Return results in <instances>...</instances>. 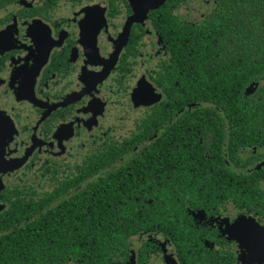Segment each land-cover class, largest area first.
I'll return each mask as SVG.
<instances>
[{
    "label": "flooded vegetation",
    "instance_id": "obj_1",
    "mask_svg": "<svg viewBox=\"0 0 264 264\" xmlns=\"http://www.w3.org/2000/svg\"><path fill=\"white\" fill-rule=\"evenodd\" d=\"M168 1L134 20L131 0H0V264H264V57L230 61L258 68L217 108L186 69L217 0ZM162 133L161 171L121 170Z\"/></svg>",
    "mask_w": 264,
    "mask_h": 264
},
{
    "label": "trees",
    "instance_id": "obj_2",
    "mask_svg": "<svg viewBox=\"0 0 264 264\" xmlns=\"http://www.w3.org/2000/svg\"><path fill=\"white\" fill-rule=\"evenodd\" d=\"M177 5H179V0H169L160 11H172L173 7H176ZM217 6L218 9L216 17H207L199 24H186L187 35L190 37L188 44L191 45V48H193L191 51L188 50V52H191L192 55L190 64L186 65V69L193 74L194 71H198L197 74H199L202 84L208 86H217L218 95L213 100L217 104V108H221L228 112V109L234 107V105L229 102L227 94L232 92L231 88L233 86H235V88L237 87V79L233 73H237L238 79L244 83L248 81L247 79L249 78V72L257 69L258 67L255 66L254 69L250 68L247 71L246 68L241 70H231L227 69L226 66L230 65V61H236L238 59L237 57H241L242 54H244V57L250 58L256 56V59H262V57H264L263 50L258 51L256 46L250 45L253 42L257 43L256 39L258 34L246 32L248 28V20H250L251 23H254L255 27H257L258 22L264 18V0H217ZM164 20L165 18L162 17V20L158 25L160 30L164 28ZM234 27L236 28L234 29ZM235 54H237V56ZM198 59L212 60V66L209 67L208 65H201L198 67ZM209 70L216 75V82H210L206 80V78H209V76H205V72ZM195 77H197V75ZM209 98L210 97H207V100H209ZM195 100H198L199 102H203L204 100L206 101L205 97ZM196 106H200V104H197ZM152 117L153 118H150L143 123L142 130H140L137 134V139H145L144 137L148 135V132H150L151 124L154 123L156 127H158L164 120L163 114L155 113L152 115ZM175 125L176 124L172 126ZM154 140V144L148 145L147 148L143 150V152L136 154L143 156V158L137 162L131 161L128 165L132 168L124 169L123 167L121 170L131 171L134 174L140 172L148 174L156 172L155 169L161 171L160 166L162 165V160H153L152 162L149 156L163 155V133ZM175 172H178V169L175 170ZM159 180L163 181L165 178L160 177ZM115 181V177L107 178V188H115ZM98 187L99 186L96 184L94 186L95 190H97ZM92 197L93 195L90 193L89 198ZM99 197L100 194L97 192L95 195L97 201L93 203L90 199V204H96V206L91 208V211H93L95 215L94 218L92 216L89 217V222L93 220L95 223V221L98 219L97 213L99 211ZM91 232L93 233L95 240V243H90V246L93 245V250L110 251L108 248L104 249L103 243L108 241L106 237L103 238L101 228L98 225H94V228L91 226ZM112 243V241L110 243H106V247H108L109 244L112 245Z\"/></svg>",
    "mask_w": 264,
    "mask_h": 264
},
{
    "label": "water",
    "instance_id": "obj_3",
    "mask_svg": "<svg viewBox=\"0 0 264 264\" xmlns=\"http://www.w3.org/2000/svg\"><path fill=\"white\" fill-rule=\"evenodd\" d=\"M134 6V20L143 19L146 13L151 9H156L164 4L167 0H131ZM155 91V89L153 88ZM156 94V92H155ZM144 95V91L141 88L138 90V93L135 94V99H140L142 101V97Z\"/></svg>",
    "mask_w": 264,
    "mask_h": 264
}]
</instances>
